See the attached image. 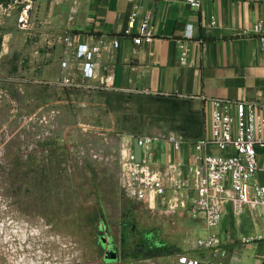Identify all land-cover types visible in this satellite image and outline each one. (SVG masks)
Returning a JSON list of instances; mask_svg holds the SVG:
<instances>
[{
	"label": "rangeland",
	"instance_id": "obj_1",
	"mask_svg": "<svg viewBox=\"0 0 264 264\" xmlns=\"http://www.w3.org/2000/svg\"><path fill=\"white\" fill-rule=\"evenodd\" d=\"M21 18V0H0V264H145L181 224L126 194L123 150L203 115L186 98L51 78L49 39L40 61L24 35L44 39L49 22Z\"/></svg>",
	"mask_w": 264,
	"mask_h": 264
},
{
	"label": "crops",
	"instance_id": "obj_2",
	"mask_svg": "<svg viewBox=\"0 0 264 264\" xmlns=\"http://www.w3.org/2000/svg\"><path fill=\"white\" fill-rule=\"evenodd\" d=\"M132 12L134 23L126 33ZM21 16L23 27H36V20L42 17L49 22L44 39L41 29L24 30V35H37L33 41L39 49L34 58L40 61L44 54L41 44L49 39L51 78L68 76L73 83L90 87L176 96L192 102L193 109L205 118L203 132L182 136L179 147L170 140L156 142L153 166L168 180L170 164L176 163L180 192L189 202L197 196L192 167L201 164L207 150L220 151L214 145L197 147L198 140L210 134L213 100L229 101L233 114L235 102L243 100L253 105L255 121L264 118V51L257 30V23L264 19V0H202L200 7L190 6L186 0H21ZM145 19L151 23L153 36L137 44L134 37ZM189 25L191 37L185 35ZM98 42L101 50L94 57V76L87 78L77 47ZM185 48L188 53L182 58ZM61 59L68 61L66 68L61 67ZM256 136L264 137V131L257 130ZM134 149L139 157L143 155L141 146L134 144ZM257 160L256 180L264 184L263 152H258ZM172 196V190L157 196L151 209L177 216L181 225L167 228L171 239L161 242V251L150 250L145 264H190L181 261L182 256L197 259L198 264H264V205L236 213L226 202L220 222L208 229L202 219L185 210L170 211L167 203ZM211 233L220 236L225 254H215L198 243ZM247 236L252 239L243 241Z\"/></svg>",
	"mask_w": 264,
	"mask_h": 264
},
{
	"label": "built area",
	"instance_id": "obj_3",
	"mask_svg": "<svg viewBox=\"0 0 264 264\" xmlns=\"http://www.w3.org/2000/svg\"><path fill=\"white\" fill-rule=\"evenodd\" d=\"M192 7H200L202 0H186ZM135 19V12L129 18L126 33L131 32ZM215 20L213 19V23ZM257 30L261 40V49L264 51V19L257 23ZM186 36L191 37V25L187 27ZM153 36L151 23L145 19L138 29L134 42L140 44L144 39ZM65 40H70L65 36ZM70 42V41H69ZM116 46L119 42L116 40ZM101 50L100 42L89 45L80 43L77 47L78 56L84 58L83 74L87 78L94 76V57ZM185 48L182 58L187 56ZM62 67L68 66V61L63 59ZM64 84L71 85L73 81L68 76H62ZM236 114L231 111V103L224 99H214L211 113L210 134L198 140L197 147L203 145L217 146L220 151L207 150L203 155L201 164H195L194 185L197 196L192 202L188 196L180 192L182 185L177 172V164H170V176L155 169L157 161L154 144L161 140H170L179 147L183 135L172 132L168 135L158 136L153 134L139 135L135 142L123 150L124 162V188L128 196L146 203L149 207L155 206L157 196L173 191L167 206L170 211L185 210L192 217L202 219L208 229H212L222 218L224 205L229 202L236 213L243 212L248 207L264 205V184L256 180L258 171V152L264 153V137L256 136V131H264V118L255 121L253 105L243 100L235 102ZM236 125V128H235ZM134 144L143 148V155L138 157ZM260 147V149H259ZM250 237H243L249 241ZM202 246L212 248L215 254H225L221 249L220 236L211 233L208 237L199 239ZM181 261L198 264L197 259H188L182 256Z\"/></svg>",
	"mask_w": 264,
	"mask_h": 264
},
{
	"label": "trees",
	"instance_id": "obj_4",
	"mask_svg": "<svg viewBox=\"0 0 264 264\" xmlns=\"http://www.w3.org/2000/svg\"><path fill=\"white\" fill-rule=\"evenodd\" d=\"M204 124H205V118L203 116V121L201 122V125H200L199 129H196L197 130L196 132L194 130L193 131H190L188 129V126L184 125L183 128H182L183 131H184V135L186 137H193L194 135L201 134L203 132V129H204ZM149 254H150V252H149ZM149 254L147 253L146 255H149Z\"/></svg>",
	"mask_w": 264,
	"mask_h": 264
},
{
	"label": "water",
	"instance_id": "obj_5",
	"mask_svg": "<svg viewBox=\"0 0 264 264\" xmlns=\"http://www.w3.org/2000/svg\"><path fill=\"white\" fill-rule=\"evenodd\" d=\"M108 257H109V258H112V257H115V255H114V254H111V253L109 252Z\"/></svg>",
	"mask_w": 264,
	"mask_h": 264
}]
</instances>
